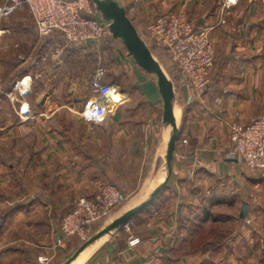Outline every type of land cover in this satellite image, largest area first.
<instances>
[{
    "label": "crops",
    "instance_id": "obj_1",
    "mask_svg": "<svg viewBox=\"0 0 264 264\" xmlns=\"http://www.w3.org/2000/svg\"><path fill=\"white\" fill-rule=\"evenodd\" d=\"M3 1L0 0V2ZM121 1L126 9L129 2L132 5L135 4V0ZM188 5L194 19H199L198 22L193 21L194 24L211 25L222 18L225 19V23L214 25L210 31L216 52L214 65L216 71L211 75V83L205 91L206 109L199 108L196 103L193 105V91L188 93V98L191 97L192 100H190L184 116L181 136L188 137L185 146L190 149V153L187 155L183 151L176 152L173 172L162 194H167V189L172 187V194H174V203L172 204L175 205L168 210L169 216L168 213H164L162 221L158 223L153 221L148 224L145 234L141 233V241L137 245L130 246L128 244L127 233L121 232L122 229L88 264H166V261L180 264L179 258L194 259L199 254L202 257H210L211 261L215 256H221V259L227 260L225 264H238L239 260H244V258L248 260L253 258V264H261L259 261L264 259V224L258 221L247 224L246 220L235 222L237 234L232 235L225 242L207 238L205 243L210 244V248L204 246L200 250L193 249L187 256L182 252L178 253L183 245L192 240L193 243L196 242L200 230L210 225L211 218L213 219L212 210H214L213 206L208 205L210 201L221 202L216 207H227L231 203L233 208L237 205L240 211L242 205L246 203L249 206L248 217L252 211L264 213L261 210V203L257 205L255 203L258 194L259 200L262 201V191L260 190L257 194L255 191L260 188L257 186H260L264 175L248 172L240 160L230 159L226 156L220 158L218 152L211 151L212 156H210L206 152L198 150L193 154V145L197 149H203L205 140L211 144L212 150H216L217 142L221 141V139L218 140L219 132L224 133L226 144L228 142L226 125L229 120L236 119L247 123L251 118L264 112V0H233L229 5L226 0H190ZM127 11L135 21V13H132L129 8ZM15 24L17 28L13 29L16 30V33L14 31L11 35L12 28L0 23V264L19 263L23 255L22 251L27 250V247L24 248L22 245L21 240L24 239L20 237H15L12 242H7L6 196L7 180L11 178L10 175L26 168L30 171L33 181H37L39 175L43 174L44 176L40 177H45L49 181L50 187L54 180H67L71 182L70 186L67 187L70 183L66 185L67 188L76 186L71 192L73 195H91L97 191V181L115 178V176L131 181L137 180L136 167H130L134 164L132 159L149 156L146 174L159 140L161 121L158 120V111L156 110L157 103L160 101L157 88L155 84L146 83L149 90L143 91L145 93L143 94L149 104L153 106V115H145V118L139 121L141 124L137 122V128L134 129L127 122L119 119L125 112L120 108L115 113V118L111 115L104 123L106 125L111 119L115 121L112 140L104 141L100 137H96L103 124L87 120L84 115L85 109L81 106L85 105L84 101H89L90 96L81 90L77 92L58 90V86L54 82V73L55 71L59 72L60 67V69L49 68L45 72L48 77L41 79L38 86L39 90L41 89L39 93H36L38 89L34 91L32 89L26 95L29 107H25V105L23 107L21 102H18L19 109L14 104L10 105L12 104L10 103L11 99L10 102H7L8 91L13 90L14 96L18 95L14 86L19 81L16 77V69L21 65L18 63L19 61L15 60L20 51L21 45L19 44L22 40L31 42V37H29L31 35H28V39H26L21 33L23 23L18 24L16 21ZM94 45V43L88 42L70 47L67 51L69 57L65 60L62 72L67 71L66 68H69L71 63H74L78 68L79 61L76 60V63L74 59L78 58L77 56H82L86 50L85 47ZM64 57L65 53L63 59ZM128 62L132 66L131 60L127 57L126 63ZM90 77L85 80V86L88 85ZM181 77L186 79L184 75ZM77 79H80L79 76ZM141 79L143 78L141 77ZM45 85L48 86L46 92L43 90ZM125 94L127 97L119 101L129 102L132 93L120 92L121 97ZM16 96L14 99L19 101L20 96L18 95L19 98ZM65 101H72V106L67 105ZM118 105L120 103L116 104V107ZM25 108L28 110L26 111ZM25 113H28L29 119H26L28 117L25 116ZM197 117L199 120L195 119ZM117 121L121 123L119 124ZM204 131L205 135H201ZM129 158H131V162L129 166L127 165L129 168L126 169L125 163L120 160ZM195 167L206 170L208 181L214 180L215 176H222L227 182L232 180H236V182H233L232 187L228 190L216 189L209 185L210 187H206L203 191L196 183L195 176V180L193 179L195 191L190 193L181 184L184 179L192 181L193 174H190L189 171ZM111 172L113 175L110 174ZM23 180L25 179L23 178ZM250 180L254 183V191L248 194L249 197L246 189L247 181L250 182ZM54 188L56 190V187ZM57 190L53 192V188L49 189L47 194L49 192L57 193ZM34 194L38 195L37 191L31 192L30 196L33 197ZM57 194L64 196L69 193L61 191ZM202 196L207 198L205 202L208 203L203 206H208L210 209V214L204 220L201 218L202 209L198 207ZM61 199V202L65 204L67 199H63V197ZM30 201L29 215L33 216L31 213L36 211L37 202L34 199H30ZM51 203L53 204L54 200ZM162 210L163 208L159 207V211L162 212ZM37 223L35 221V226L38 225ZM48 240L53 241V237ZM215 242L221 243L216 249L212 246ZM35 243H38L37 240ZM7 244L12 245L8 248ZM247 247H249V251H247ZM49 251L57 254V250L54 248Z\"/></svg>",
    "mask_w": 264,
    "mask_h": 264
},
{
    "label": "rangeland",
    "instance_id": "obj_2",
    "mask_svg": "<svg viewBox=\"0 0 264 264\" xmlns=\"http://www.w3.org/2000/svg\"><path fill=\"white\" fill-rule=\"evenodd\" d=\"M5 1V0H4ZM3 1V2H4ZM190 0H135V4L132 5L131 2L128 5V8L132 13H135V25L139 28L140 32L142 33L143 37L145 40L150 44V46L155 50V52L160 56L162 59L163 63L166 65L167 69L169 70L173 81L176 86V90L179 94V98L181 102H185L188 99V93L193 91V105L196 103L198 104L199 108L203 107L205 108V102H206V96H205V91L209 84L211 83V75L216 71V68L214 67L215 65V58H216V52H215V47L213 45L214 49V64L212 68L210 69L209 72V78L210 81L207 83L206 86H204L202 89L199 90V92H194L192 86L189 84L186 79H183L181 75V71L176 67L175 64H173L168 57L166 53H164L163 49L157 45L147 34V26L150 23V21L158 14H163V13H176L177 15L180 14L184 16L186 20L191 22L192 24L193 21H199L194 19V16L191 15V10L188 5ZM233 0H226V3L229 5L232 3ZM0 2V3H3ZM127 8V9H128ZM128 12V11H127ZM129 15V14H128ZM130 17V16H129ZM131 18V17H130ZM132 19V18H131ZM193 19V20H192ZM224 19V18H222ZM222 19L216 21V23H211L210 24H196L197 26L201 27H211L213 28L214 25L217 24H223L225 23L222 22ZM16 21H18V24L24 25L22 27V35L23 37H26L28 35H31V42L28 40H22L21 41V47L20 51L16 55V61H19L20 67L16 69V77L18 78L21 86L23 83V80L26 78V76L30 77V80L32 81L30 91L22 92L19 90V88L23 89V87L15 83L14 90L18 95H15L16 98H19V101L17 99H14V93L13 90L8 91L7 94V102L11 99L12 104L10 105H16V107H20L18 102H21L23 104V107L28 106V100L26 95L31 92V90H37L36 93H39L41 89L39 90L38 86L39 83L41 82V79L43 77L47 78L45 72L48 71L50 68H61V70L58 72L55 71L54 73V82L58 86V90L60 91H74L77 92L78 90H81L84 93H87V95L90 96L89 101H84L85 105H81L84 107V115L87 120H90L94 123H99L103 124V127L101 128V131L99 135L96 134V137H100L102 140H112V135L113 132L115 131V121L114 119H111L109 123H104L109 119V117L112 115L113 118H115V113L121 108L125 110L123 112L122 117H119V119L123 122H127V124L131 125L132 128H137V122H139L141 119L145 118V115L147 114H152L154 113L153 106L149 104L147 101L146 97L144 96L143 91H148L149 89L146 87V83H151V85H154L153 80L151 77L145 72L144 69H142L139 65H137L133 60L131 56H128L127 50L124 47V45L119 42L116 39H111L110 42H107V44H100V45H94L93 47H85V52H83L82 56H77L78 58L74 59L79 61L78 64L79 67L76 68L74 63H71L69 65V68L67 67V71L62 72L63 66L65 60L69 57V54H67V51L70 47H73L75 44H70L66 51H65V57L63 59V56L59 60H51V58L48 57V53H50V43L51 40H44L38 38L34 24L32 22V18L29 14V12L26 9H20L17 10L13 15H11L8 18H4L0 20V23L5 24L6 26H9L10 28H17L16 26ZM204 22V20H203ZM209 30V39L211 40L210 36V31ZM11 29V35L12 33H16V30ZM30 30V31H29ZM10 35V33H9ZM25 35V36H24ZM34 41V43H33ZM212 43V40H211ZM213 44V43H212ZM158 46V47H157ZM160 47V48H159ZM130 59L132 62V66L129 65V62L126 63V59ZM129 61V60H128ZM72 62V61H71ZM77 63V62H76ZM97 67H102L105 69V77L104 79L111 83L113 86H116V91L120 95V92H126L128 94H131V99L129 102L127 101H119L113 99L111 95H107L104 99L99 101L97 99V96L92 93L90 88L85 86V80L89 78L90 76L92 77L93 73L97 69ZM132 67V68H131ZM59 68V69H60ZM78 69V70H77ZM219 73V72H218ZM79 76L80 79H77ZM90 77V78H91ZM141 77L143 79H141ZM46 84V83H45ZM83 84V86H82ZM46 92L48 90V86L45 85L43 87ZM81 88V89H80ZM144 93V94H143ZM127 97V94H125ZM123 97V98H126ZM25 99V100H23ZM192 100V99H191ZM94 102L95 104H99V106L102 107L103 111H95L94 110ZM100 102V103H99ZM65 103L69 106H72L71 103L72 101H65ZM118 107H116V104H119ZM101 104V105H100ZM8 105V104H7ZM9 105V106H10ZM61 106V105H59ZM29 107V106H28ZM7 108H9L7 106ZM21 109V108H20ZM26 111L28 108H25ZM107 109V110H106ZM206 109V108H205ZM205 109H203L205 111ZM156 110L158 111V120H161V103H157V108ZM22 111V110H21ZM25 111V112H26ZM28 113H25V116H27ZM195 115V114H194ZM193 115V116H194ZM29 119V116H27ZM196 117V116H195ZM21 119V117H19ZM32 119V118H31ZM198 119L199 118H195ZM236 120V119H231L228 121L226 127H227V135H229V126L230 122ZM238 121V120H236ZM117 123H121L118 122ZM141 124V122H139ZM124 124V123H123ZM136 126V127H135ZM205 135V131L201 135ZM220 136L218 137V140L221 139V141H218L215 148L216 150H212L213 148L210 143L206 142V140L203 143L204 148L203 149H197L193 145V154L195 151L201 150L206 152L207 155H211V151L213 152H218V156L220 158H223L226 156V152L228 150L229 146V136H228V142L225 144V137H223L224 133L219 132L218 133ZM222 135V136H221ZM202 137V136H201ZM206 137V136H205ZM204 137V138H205ZM92 138V137H89ZM182 138H186L188 142V137L187 136H181L179 137V140L177 142V147L176 151L177 153L180 151H183L185 154L189 155L190 149L185 146L186 143H182ZM135 139V138H134ZM138 142V141H137ZM182 144V145H181ZM138 151V150H137ZM131 152V151H130ZM151 155V154H149ZM140 158V159H139ZM138 159L133 158L132 159V165L130 167H136L138 179L137 180H126V179H121L120 177L116 178H111V179H103L101 181H97L96 183L98 184L97 191L91 195L88 194H78V195H73L71 192L74 191L76 186L74 188L70 187L67 188L68 186L71 185L70 181L67 180H54L53 185L50 187L49 181L45 179V177H40L44 176L43 174L39 175V178L37 181H33L31 178L30 171L27 170L26 168L20 169L18 172L10 175L11 178L7 180V196H6V205H7V210H6V219H7V227H6V235H7V242H12V239L15 237H20L24 240L22 241V245L27 247L26 251H22V258L21 261L17 264H59L61 263L65 258H67L78 246L79 243L82 241L78 239V237L71 235L67 236L66 238L59 240V234L61 231V224L62 221L65 217V215L72 209L75 200H77L80 197H87V196H92L98 193L102 188H104L107 185H113L117 187L120 191H122L124 200L123 202L128 199L130 196H132L135 191L138 189L139 184L142 181V178L145 174L146 168H147V163L149 160V156H143L139 157ZM120 161H123L125 163L126 169L129 166V163L131 162V158L127 159H121ZM138 162V163H137ZM128 165V166H127ZM210 165V164H208ZM245 166V165H244ZM210 167V166H209ZM129 168V167H128ZM246 170L248 172H254V173H259V175H264L263 172L257 171V170H251L245 166ZM197 171V172H195ZM238 171V169H237ZM118 172V171H117ZM190 174L192 173V181L188 179H182L183 180V186H185L186 190H189L190 193H194L195 191V184H193V179L195 180L196 176V183L200 186V188L205 191L206 187H210L209 185L216 187V189H225L228 190L229 188L232 187V183L236 182V180H232L231 182H227L225 180V177H214V180L208 181L206 178V170L205 169H198V167L193 168V170L189 171ZM195 172V173H193ZM113 175V172L110 173ZM263 177V176H261ZM23 178L25 180H23ZM31 179V180H30ZM249 180V179H248ZM70 183V184H69ZM260 187L258 190L256 189V194L261 190L262 191V201L259 200L260 196L258 194L255 203L261 205V210L264 212V178L260 181ZM69 184V185H67ZM246 184V183H245ZM67 185V187H66ZM229 185V186H228ZM253 181L250 180L247 181V196L249 193H252L253 190ZM257 185V183H256ZM21 186V188H20ZM59 188L57 190V193H60L61 191H64L65 193H69L68 195L60 196V194L53 193L55 192V188ZM167 187V186H166ZM165 187V188H166ZM53 188V192H49L47 194L48 190ZM65 188V190H63ZM164 188V189H165ZM35 189V190H34ZM162 190L161 194L159 197L153 202L152 205H150L148 208L143 210V212L137 214L134 216L128 223L127 226H124L121 230L123 233H127V241L129 243L130 237H138L141 241V233L145 234L147 227L149 226L148 224L153 223V221H162V216L168 213V210L172 206H174V194H172V187L167 189L165 195L163 194ZM37 191L38 195H35L32 197L30 196L31 192ZM249 191V192H248ZM204 193V192H203ZM67 199L63 204L62 198ZM127 197V198H126ZM245 197V198H249ZM201 201L199 202V208L202 209L204 204H208L205 202L207 199L205 196L201 197ZM30 199L36 200V206L37 209L36 211H33L31 214L33 216L29 215V205L31 204ZM54 200V203L52 204L51 201ZM210 201V200H209ZM216 202V203H215ZM254 202V200H253ZM221 203V202H220ZM218 201H210L209 206H213L212 213H213V219L211 218L210 225L208 227H204L200 230L197 239L199 242H194L193 240L189 242L188 244L183 245L180 248V251L178 253H181L183 255H189V251L194 250H200L203 249L204 246L210 248L211 245L208 243H205V240L207 238L214 239L215 241H222L224 240L227 241L228 239L231 238L232 235H236V228H235V222L240 221V220H246L247 224L252 223L253 221H258L262 224H264V213L261 211H258L254 213L253 211L251 212V215L248 217V212L244 218L240 216V210L237 208H233V205L230 203L228 204L229 206L223 207V206H217ZM123 204V203H122ZM194 206V205H193ZM159 207H162L163 210L162 212L159 211ZM165 209V210H164ZM169 216V213L167 214ZM234 215V216H233ZM233 217V218H232ZM251 219V220H250ZM31 220V221H30ZM220 222H217V221ZM35 221H37L38 225L35 226ZM220 223V224H219ZM96 229V228H95ZM264 236V234H263ZM53 237V241H49ZM39 239V240H38ZM37 240L38 243H35ZM139 241V242H140ZM218 243V244H217ZM138 244V243H137ZM136 244V245H137ZM221 244L219 242H215L212 246L213 248L216 249L217 246ZM12 244H7L8 248ZM56 249V253H53V251L50 248ZM203 247V248H201ZM7 248V250H8ZM249 247H247V251H249ZM263 250V249H262ZM182 256V255H181ZM183 257V256H182ZM188 257H184V259L179 258V262L181 261L180 264H225L227 262L226 259H221V256H215L213 261H211L210 257H202V255L199 254L197 255L196 258L194 259H188ZM191 261V263H190ZM259 263L264 264V259ZM166 264H176L175 262L172 261H166ZM237 264V263H236ZM238 264H253V258L252 259H246L244 260H239Z\"/></svg>",
    "mask_w": 264,
    "mask_h": 264
},
{
    "label": "built area",
    "instance_id": "obj_3",
    "mask_svg": "<svg viewBox=\"0 0 264 264\" xmlns=\"http://www.w3.org/2000/svg\"><path fill=\"white\" fill-rule=\"evenodd\" d=\"M20 9L29 12L38 38L51 40L47 54L51 60H59L70 44L90 42L100 45L114 40L91 0H5L0 3V20ZM183 17L172 12L158 14L146 30L196 93L210 81L209 72L214 64L213 44L208 35L211 27L197 26ZM104 77L105 69L97 67L88 82L99 101L113 88ZM31 84L30 80L29 87ZM22 87L19 88L22 92L30 91L24 84ZM95 103L94 110L103 111ZM228 136L226 157L240 160L247 168L264 173V112L247 123L231 121ZM186 142L187 139L182 138V143ZM123 200L122 191L113 185L105 186L95 195L78 198L62 221L59 240L74 235L84 241ZM139 241L138 237H130L128 244L134 246Z\"/></svg>",
    "mask_w": 264,
    "mask_h": 264
},
{
    "label": "water",
    "instance_id": "obj_4",
    "mask_svg": "<svg viewBox=\"0 0 264 264\" xmlns=\"http://www.w3.org/2000/svg\"><path fill=\"white\" fill-rule=\"evenodd\" d=\"M110 35L121 42L133 61L153 80L161 103L159 140L151 164L135 193L113 211L59 264H88L137 214L148 208L168 185L177 157L176 147L190 103L181 102L173 78L160 56L145 40L121 0H91ZM111 89L107 95H110ZM243 204L240 216L248 212Z\"/></svg>",
    "mask_w": 264,
    "mask_h": 264
},
{
    "label": "bare ground",
    "instance_id": "obj_5",
    "mask_svg": "<svg viewBox=\"0 0 264 264\" xmlns=\"http://www.w3.org/2000/svg\"><path fill=\"white\" fill-rule=\"evenodd\" d=\"M25 86H26V90L29 88V85H30V77L29 76H26V78L23 80V83ZM22 87V86H21ZM112 92H111V96L114 97V99L117 101V100H122L124 99L123 97H126L125 95L123 97H120L119 94L117 93L116 91V86H113L112 88ZM93 93V92H92ZM100 103V102H99ZM107 110V109H106ZM127 198V197H126ZM80 244V243H79Z\"/></svg>",
    "mask_w": 264,
    "mask_h": 264
},
{
    "label": "trees",
    "instance_id": "obj_6",
    "mask_svg": "<svg viewBox=\"0 0 264 264\" xmlns=\"http://www.w3.org/2000/svg\"><path fill=\"white\" fill-rule=\"evenodd\" d=\"M158 47V46H157ZM160 48V47H159ZM177 152V151H176ZM207 207V208H206ZM201 218L204 220L209 214H210V209L208 208V206H204L201 210Z\"/></svg>",
    "mask_w": 264,
    "mask_h": 264
}]
</instances>
